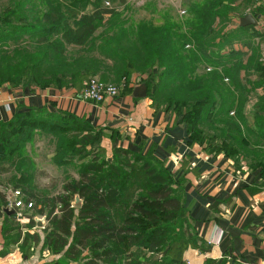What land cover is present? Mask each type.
<instances>
[{"label":"trees","instance_id":"trees-1","mask_svg":"<svg viewBox=\"0 0 264 264\" xmlns=\"http://www.w3.org/2000/svg\"><path fill=\"white\" fill-rule=\"evenodd\" d=\"M234 1L193 0L182 24L157 28L145 23L136 33L135 28L124 27L126 22L121 20L125 15L114 8L80 13L69 7L67 0H7L2 21L17 24L0 25V50L5 49L4 41L15 43L14 47L7 44V51L0 54H15L11 61L21 66L18 71L23 72L26 83L4 79L15 70L2 67L0 83L33 88L35 82L44 83L39 89L56 85L81 92L91 75H111L114 67L136 73V63L127 52H140L137 63L144 57L146 66H161L160 76L171 75V99L188 108L175 114L183 117L191 144L203 146L204 139L197 136L203 134L200 126L209 115L208 132L216 145L211 141L212 147L204 151L223 155L239 167L244 163L249 169L260 170L264 185V79L260 78L264 63L255 47L250 56L231 47L235 35L226 27ZM43 6L47 8L46 27L40 25ZM62 9L67 19L59 14ZM26 42L30 48L23 46ZM67 47L78 49L71 59ZM69 80L74 84L66 86ZM144 83L149 93L147 81ZM196 120V128H192ZM35 130L60 139L76 130L102 137L89 122L67 112L31 109L0 125V143L11 141L6 154L0 155V164L12 161L14 155L13 163L21 160L27 137ZM94 140L86 137L80 143L86 146ZM106 154L103 147L98 154L88 153L90 160L81 166L79 178L67 179L55 193L40 188L34 169L22 171L26 178L12 177L8 190L0 183V257L17 246L28 260L41 246L52 256H62L47 264H185L184 254L190 248L206 246L193 227L178 181L156 158L121 147L113 148L111 158ZM1 171L6 172L3 167ZM16 192L20 197L15 199ZM77 197L80 207L75 206ZM19 198L25 209L45 217L46 224L40 226L35 215L28 213L22 215L27 223L21 224L20 210L11 213L9 209ZM216 206L218 203L215 212ZM206 264L216 262L209 259Z\"/></svg>","mask_w":264,"mask_h":264},{"label":"crops","instance_id":"crops-1","mask_svg":"<svg viewBox=\"0 0 264 264\" xmlns=\"http://www.w3.org/2000/svg\"><path fill=\"white\" fill-rule=\"evenodd\" d=\"M262 1L235 0L226 30L235 35L232 48L250 56L255 47L264 63ZM247 15L253 16V24L242 26L241 19ZM137 76L117 97H107L100 105L82 100L76 88L5 84L0 87V125L17 114L41 108L86 120L101 131L107 146L152 155L178 181L193 227L206 245L190 248L184 254L185 264H205L209 259L216 264H264V185L260 170L245 164L239 167L223 155L216 157L192 145L180 117L158 108L148 91L144 98L135 96V89L145 85ZM260 78L264 79V74ZM11 257L17 259L15 253L9 254L0 257V264H8Z\"/></svg>","mask_w":264,"mask_h":264},{"label":"rangeland","instance_id":"rangeland-1","mask_svg":"<svg viewBox=\"0 0 264 264\" xmlns=\"http://www.w3.org/2000/svg\"><path fill=\"white\" fill-rule=\"evenodd\" d=\"M200 1V0H196ZM6 2L7 0H0V25L3 23H7L10 25H13L12 23L17 24L16 21L9 20L7 22L2 21L4 14H6ZM68 6L76 11H79L80 13H92L96 9H101L102 7L106 8H114L116 11L123 13L126 18H122L123 22H126L124 24V27H133L136 31L138 27L145 25L147 23L148 25H152L153 27L161 28L166 24L172 25V24H182L184 21L187 20L189 17L188 14V7L193 2V0H127L126 3H122V0H67ZM42 9L39 10L40 17H42L41 26L46 27V10L47 8L41 7ZM59 14L62 18L67 19L68 16L64 13V9L59 11ZM110 20V19H108ZM107 20V21H108ZM30 23H33L32 20H29ZM72 23V20L70 21ZM107 23V22H106ZM22 25L30 26L27 22L22 21ZM39 23L35 22V26H38ZM147 25V26H148ZM138 30L136 31V33ZM130 34V33H128ZM57 37V34L54 35L53 39ZM28 38L23 37V41H27ZM132 40L134 38L132 37ZM14 40L9 41V43H5V41L1 44H3L4 48H1L0 51H7L6 46L12 45L14 47ZM29 42H26L25 47H29ZM77 48L73 47H67V58L71 59V56L73 55V52ZM78 50V49H77ZM128 57L132 60V62L136 63V73H127L125 68H115L111 75H104L105 77H102L103 75H91L90 78L99 79L100 81L114 84L118 86L120 89L122 87H128L131 83V79H133V76L139 77V79L143 81H147L148 87H149V93L155 100V105L158 106V108L163 109L169 113L175 114V111L185 112L188 111V108L182 107L179 105V103H176L171 99V96L174 92V86L171 84L173 80H171V75H163L160 76L163 72L161 69V66L157 64L155 67H149V64H145V58L140 57V63L136 62V58L140 56V52L137 51H131V49L128 50ZM12 56H15V54H10L9 56H6L4 54H0V67L4 69L11 68L12 70H15L12 72L9 76L6 75V78L9 79L10 82L13 83L15 80H20L18 82L19 85H22L23 83H26V81L22 78L23 72L18 71L21 66H19L18 62L11 61ZM103 61L107 62L106 59H103ZM10 64L11 66H8ZM111 65V64H108ZM113 67V66H111ZM211 69V68H208ZM207 69V71H209ZM164 68V72H165ZM157 77V78H155ZM22 78V80H21ZM0 80H3V78L0 77ZM70 81V80H69ZM9 84V83H5ZM4 83H0V87L5 85ZM62 83H58L57 85L61 86ZM74 84L73 81H70L68 85ZM34 88L44 86L43 84L39 83H32L31 84ZM146 85V84H145ZM172 85V86H171ZM54 89H60V87L54 85L49 86V88ZM63 88V87H62ZM172 100V101H171ZM257 100L253 99L252 103H255ZM177 115V114H175ZM178 116V115H177ZM183 118L182 116H180ZM198 119V118H197ZM200 119V117H199ZM198 119V120H199ZM197 120L192 123V128H196ZM211 119L208 115L206 119H204V124L200 126V130L203 131V134H198L199 140H203V146L201 147L205 150H209L211 146V141L216 145V141H214V136L209 134V130L211 127ZM17 132V131H16ZM15 132V133H16ZM19 135H23V133H20ZM77 137V138H76ZM86 137H95V140L93 143L88 144L86 146H83L80 141L85 139ZM29 139L28 142H26L25 148L22 151V159L17 160V162L13 163V160L16 159V155L13 156L12 161H8L7 164H0V167H3L5 171L0 172V183H4L6 186V189H10V179L12 177H16L18 179H23L25 176L22 174V171H28V170H35L36 174L38 176L37 183L39 184L41 189H45V191L49 193H55L57 191H60L62 188V184L67 179L72 178H79V170L82 165H84L87 161L90 160V158L87 156L90 152H96L98 154L99 148L103 147L107 149V154L109 158L113 157V149L110 146H107L104 142V139L101 136L95 135V133L83 131V130H76V131H70L68 135L64 136L62 139L56 138L54 135L46 134L42 132L41 130H35L33 132V135H29L27 137ZM67 143V144H66ZM218 143V142H217ZM66 144V146H64ZM11 141L7 142L4 140L2 143H0V155L6 154V147H10ZM218 145V144H217ZM200 146V145H199ZM95 149V150H94ZM24 157H27V160L23 159ZM59 157V161H58ZM13 163V164H12ZM244 165V163H243ZM8 171V172H7ZM26 178V177H25ZM1 188V187H0ZM20 197V196H18ZM14 198L16 199L17 196L15 195ZM21 199V198H19ZM14 201V200H13ZM12 210V208H9ZM19 211V217H20V223L26 224L27 219L24 218L22 215L28 213L35 215V219L39 222L41 225L46 224L45 217H41L40 215H37L36 212H32L29 209L20 208ZM3 243V239L0 237V246ZM2 248V246H1ZM0 248V249H1ZM10 252L9 254H16L17 259H13V257L9 258L8 264H15L16 261H18V264H47L49 262H52L54 260L61 259L62 256H52L49 252L43 251L41 246L37 247L34 251L33 256L30 259L24 258L23 252L18 248L17 246H11L9 248ZM148 255H150L148 253ZM158 258L162 259V255H158ZM207 261V260H206ZM6 264V263H5ZM74 264H82L80 262L74 263ZM206 264V262H205Z\"/></svg>","mask_w":264,"mask_h":264},{"label":"built area","instance_id":"built-area-1","mask_svg":"<svg viewBox=\"0 0 264 264\" xmlns=\"http://www.w3.org/2000/svg\"><path fill=\"white\" fill-rule=\"evenodd\" d=\"M261 15L260 22L264 26V0L261 5ZM120 93V88L114 84H109L99 79L90 78L84 82L83 88L80 92L81 99L85 102L93 105H100L107 97H117ZM15 195L20 196V192H16ZM15 207L18 209L25 208L26 205L20 200L17 199L14 203ZM32 204L28 205V208H31ZM218 240L215 241L217 243Z\"/></svg>","mask_w":264,"mask_h":264},{"label":"water","instance_id":"water-1","mask_svg":"<svg viewBox=\"0 0 264 264\" xmlns=\"http://www.w3.org/2000/svg\"><path fill=\"white\" fill-rule=\"evenodd\" d=\"M252 20H254L253 16L252 15H247L245 17H243L241 19V25L242 26H248V25H251L253 24L252 23ZM254 24H257L256 21H254ZM147 91H148V88H147V85H142V86H139L135 89V96L136 97H139V98H144L147 96ZM75 206L76 207H80L81 206V200L79 197L76 198V203H75ZM18 211V208L17 207H13L12 210H10L11 213L13 212H17ZM41 226V224H39Z\"/></svg>","mask_w":264,"mask_h":264}]
</instances>
